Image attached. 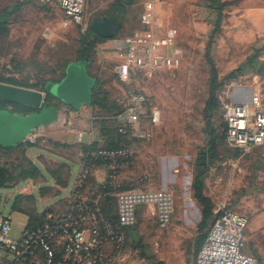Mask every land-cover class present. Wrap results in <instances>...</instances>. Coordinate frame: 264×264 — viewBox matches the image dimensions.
Returning <instances> with one entry per match:
<instances>
[{
  "label": "rangeland",
  "instance_id": "rangeland-1",
  "mask_svg": "<svg viewBox=\"0 0 264 264\" xmlns=\"http://www.w3.org/2000/svg\"><path fill=\"white\" fill-rule=\"evenodd\" d=\"M148 2L155 5L160 33L169 28L177 31L184 52L181 67L151 79L136 77L125 83L116 73L119 57L112 39H106L90 52L87 71L95 80L91 96L94 105L83 106L84 113L75 118L70 107L55 98L50 100V105L60 110V131L70 129L75 120L83 121L84 126L94 121L103 125L108 116L120 123L130 89L140 90L149 98L152 106L147 109L148 116L154 109L160 112L158 124H151L149 118L144 120L146 139L100 146L127 149L133 154L111 169L114 173L110 176L115 179L110 178L114 184H108L109 193L160 189L167 182L175 195L172 223L162 229L155 219L141 215L136 226L123 230L124 246L114 264H195L202 238L223 205L248 218L245 251L254 255L258 264H264V147L231 148L226 141L224 117L227 103L250 101L264 106V0H220L224 3L221 10L219 3L211 0H86L79 26H64L66 17L56 4L0 0V15L21 5L10 15L6 32L0 33V82L44 91L45 82L60 81L70 64L80 62L81 36L94 21L107 17L120 23L122 28L114 37L123 38L139 28ZM209 59L217 71V84H221L212 117L213 135L206 126L205 113L212 78ZM238 69L237 78L226 80ZM212 136H216L218 159L210 165L203 194L210 200L213 213L199 232L203 207L194 198L192 185L197 161L209 148ZM32 151L20 147L0 154L7 179L19 181ZM171 164L176 166V181L171 179ZM19 188L0 189V213L10 216L14 227L26 220L12 209ZM115 195L111 198L116 200Z\"/></svg>",
  "mask_w": 264,
  "mask_h": 264
},
{
  "label": "built area",
  "instance_id": "built-area-1",
  "mask_svg": "<svg viewBox=\"0 0 264 264\" xmlns=\"http://www.w3.org/2000/svg\"><path fill=\"white\" fill-rule=\"evenodd\" d=\"M56 4L66 17L64 26L83 23L86 0H41ZM155 5L148 2L139 18V28L129 35L112 39L119 60L116 73L125 83L136 77L151 79L165 71L178 69L184 52L173 28L160 33L156 26ZM264 98V92H263ZM152 106L140 90L127 92V105L120 118L121 133L144 140L148 136L143 126L147 109ZM226 141L234 149L264 147V106L248 101L225 104ZM152 124L160 122V112H151ZM35 131L27 141L34 143ZM127 149H99L83 155L80 174L66 209L60 214H48L37 226L24 227L16 233L10 216L0 213V264H114L121 253L124 229L137 225L139 212L144 210L156 220L159 228H167L176 211L171 188H132L116 194L117 221L103 213L96 196L98 188L82 194L86 176L94 164L114 169L120 160L132 157ZM249 220L223 205L215 212L204 243L196 255L195 264H258L257 258L246 252V230ZM112 244L110 254L107 247Z\"/></svg>",
  "mask_w": 264,
  "mask_h": 264
},
{
  "label": "crops",
  "instance_id": "crops-1",
  "mask_svg": "<svg viewBox=\"0 0 264 264\" xmlns=\"http://www.w3.org/2000/svg\"><path fill=\"white\" fill-rule=\"evenodd\" d=\"M83 113L81 109L75 111V118ZM71 124L67 131H60L62 122L35 130V142L30 143L31 149H33L30 159L39 167L42 179L39 181L30 179L13 188L20 187V191L13 199L12 209L26 219L25 224L14 227L16 233H19L24 227L41 224L48 214H60L66 209L80 174L85 151L92 148L96 142L98 144L95 146L105 143L93 122L90 123V127L84 126V122L79 120H75ZM175 167V164L170 166L173 181L177 180L176 177L173 179ZM110 170V167L94 164L86 176V185L82 194L86 195L90 189L98 188L96 199L99 207L101 210L113 208L114 218L107 214L105 216L117 221V203L116 200L111 199L115 194L109 193L107 188V181L111 178ZM111 179H115V177ZM109 184L113 185L114 180H110ZM168 186L169 183L165 182L160 189L169 188ZM17 198H19L17 205L13 207ZM110 200L113 201L112 204L109 203ZM141 215H145L147 219L151 218L149 213L144 210L139 212L138 218ZM112 247V244L107 247L108 254Z\"/></svg>",
  "mask_w": 264,
  "mask_h": 264
},
{
  "label": "trees",
  "instance_id": "trees-1",
  "mask_svg": "<svg viewBox=\"0 0 264 264\" xmlns=\"http://www.w3.org/2000/svg\"><path fill=\"white\" fill-rule=\"evenodd\" d=\"M211 1L215 2V3H219V9L220 10L224 5V3H221L220 0H211ZM20 6L21 5H16L11 9H7L0 15V33L6 32L7 22L9 21L10 15L12 14L13 11L18 10L20 8ZM220 16H221V12H220ZM219 24L220 23L218 22L216 27H215L214 32L217 31ZM105 40L106 39H103V38H100L99 36H97L91 29H88L87 32L81 36V39H80L81 50L79 52V58H80V61L89 62L87 69L89 68V65L91 64L90 52L92 51L93 48H95V46L98 43L104 42ZM263 49H264V46H263ZM258 53H259V51H257L256 55L254 56V59H256V60L259 57ZM209 62L212 65V78L210 81V89H211L210 90V96H209V100L207 102V106L205 108V113H206V126H207L208 130L210 131V135H213L214 132L212 129V117H213L214 111L216 110V101H218L217 100V92H218L221 84H217L218 83L217 71H216L215 67L213 66V62L210 59H209ZM239 71H241V69H238L235 72H232L227 77L226 80L237 78L239 76L238 75ZM64 76H63V78H64ZM60 81L45 82V86L49 83H59ZM1 82H6V81H1ZM8 84L21 87V85H17L15 83L8 82ZM45 86H44V90H45ZM51 98H53L51 95H48L46 97L45 106H47V107L51 106L50 105ZM94 103H95V101L93 100L91 102V104H89V105H94ZM0 109H5V110L9 109L13 113L22 114V115H27V114H31L33 112H36V110H33L31 108L21 106V105H17V104L4 102V101H0ZM71 109L73 111H76L73 108H71ZM105 118H106V120L102 121L103 125L102 124H96L95 121L93 122L94 127L99 131V133L102 137L101 139H103L105 141V143H104L105 145H112L114 143H120V142L122 143L123 140H130V141L131 140H139V139L132 138L130 133H128V132L125 134L121 133L120 132V128L122 127L121 122L119 123L117 120L112 119V117L108 118V116H107ZM147 118H149V120L152 124L151 114L148 116V113H147L146 116L143 118V122ZM226 128H227V126H226ZM215 137L212 136V138L209 141V148L207 150H204L201 153V156L197 161L196 175H195L193 185H192V188L194 191V198L203 207V220L198 227L199 232H202L206 228L207 221H208V219L211 218L212 213H213L212 204H211L210 200L204 196L203 190L205 187L206 175H207V172L210 168V165L213 164L218 159V151H217V147H216ZM95 144H98V143L96 142ZM95 144L92 146V148H88L85 151V154L88 153L89 151H97V150L101 149L100 146H98V145L95 146ZM20 147H24V148H27L28 150H30L32 148V145L29 144L28 142H26L25 144H19L15 148H4V147L0 146V151H1L0 154L14 151L15 149H18ZM103 149H111V148H103ZM27 163H28V168L22 169L20 177H19V181H17V182H12L11 180L7 179L8 172L0 166V189H2V188L3 189L4 188L13 189V188L17 187L20 183L25 182L27 180L31 179L34 181H39L40 179H42V174H41L39 167L36 166L31 159L29 161H27ZM111 173H114V172L112 170H110V174ZM109 181H110V179L107 181V184H109ZM102 191H103V189H102ZM111 199L115 200L113 198H111ZM18 200H19V198L16 199L13 207H16ZM112 200L109 201L110 204L113 203ZM102 211L104 214L110 215L113 218L115 216V213L113 212V208H110L108 210L102 209ZM206 236H207V234H206ZM206 236H204L202 238L201 246L204 243ZM134 239H136V238H134ZM201 246H200V248H201Z\"/></svg>",
  "mask_w": 264,
  "mask_h": 264
},
{
  "label": "water",
  "instance_id": "water-1",
  "mask_svg": "<svg viewBox=\"0 0 264 264\" xmlns=\"http://www.w3.org/2000/svg\"><path fill=\"white\" fill-rule=\"evenodd\" d=\"M91 30L103 39H113L122 26L107 17L94 21ZM87 61L70 64L59 83H49L44 91H36L0 82V101L25 106L36 110L22 115L9 109H0V146L15 148L24 143L33 131L60 121V110L56 106H45L51 95L62 104L77 110L91 103L95 80L87 71Z\"/></svg>",
  "mask_w": 264,
  "mask_h": 264
},
{
  "label": "flooded vegetation",
  "instance_id": "flooded-vegetation-1",
  "mask_svg": "<svg viewBox=\"0 0 264 264\" xmlns=\"http://www.w3.org/2000/svg\"><path fill=\"white\" fill-rule=\"evenodd\" d=\"M136 240V239H135Z\"/></svg>",
  "mask_w": 264,
  "mask_h": 264
}]
</instances>
